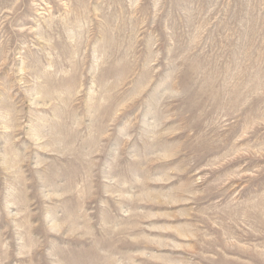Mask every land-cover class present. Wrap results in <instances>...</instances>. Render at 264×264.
<instances>
[{
	"label": "rangeland",
	"instance_id": "obj_1",
	"mask_svg": "<svg viewBox=\"0 0 264 264\" xmlns=\"http://www.w3.org/2000/svg\"><path fill=\"white\" fill-rule=\"evenodd\" d=\"M0 264H264V0H0Z\"/></svg>",
	"mask_w": 264,
	"mask_h": 264
}]
</instances>
